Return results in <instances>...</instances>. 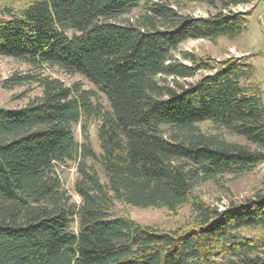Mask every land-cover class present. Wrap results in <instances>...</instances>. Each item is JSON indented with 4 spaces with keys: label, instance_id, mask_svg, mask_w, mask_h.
Listing matches in <instances>:
<instances>
[{
    "label": "trees",
    "instance_id": "obj_1",
    "mask_svg": "<svg viewBox=\"0 0 264 264\" xmlns=\"http://www.w3.org/2000/svg\"><path fill=\"white\" fill-rule=\"evenodd\" d=\"M20 1L0 8V57L30 72L3 88L35 85L41 94L0 108V264H264V180L223 210L193 193L264 164L254 67L246 57L175 55L189 40L238 39L249 14L232 9L253 0H209L218 11L205 18L180 14L179 0ZM140 6L133 23H117ZM50 69L94 90L44 75ZM205 123L242 142L202 133ZM70 162L79 203L57 173ZM116 202L171 213L189 204L193 216L163 231L112 216Z\"/></svg>",
    "mask_w": 264,
    "mask_h": 264
},
{
    "label": "rangeland",
    "instance_id": "obj_2",
    "mask_svg": "<svg viewBox=\"0 0 264 264\" xmlns=\"http://www.w3.org/2000/svg\"><path fill=\"white\" fill-rule=\"evenodd\" d=\"M24 1L20 0H0V8L8 6L18 8ZM174 8L182 15L191 17H209L218 11L209 0H179L174 4ZM142 12V6L132 14L121 17L117 23H133L135 18ZM232 12H247L248 29L236 40L220 38L214 42L207 40H189L183 43L177 53L191 52L200 57H209L220 61L230 57H246L254 67V75L251 83L261 92L264 103V0H253L250 5L232 9ZM30 69L27 65L9 58L0 57V108L18 109L27 105L34 98L39 97L41 92L35 86L14 88L5 90L3 83L13 74H26ZM44 75L60 80L64 85L71 86L80 83L85 89L94 88L80 76H67L57 69L45 70ZM199 77V76H198ZM198 79V78H196ZM194 81V80H191ZM103 101V98H101ZM97 121L89 123V139L92 150L99 153L97 141ZM199 129L205 134H219L229 142L240 143L242 140L230 137L222 131L213 129L209 124L199 125ZM165 130V129H163ZM75 138L78 144L82 143L80 126L74 128ZM89 165H93L102 179L99 167L90 160ZM63 188L71 196L72 200L79 203V198L74 193V183L77 178V162L67 163L57 170ZM264 180V164L259 165L253 172L242 176H224L216 182H208L199 185L194 190V196L202 202L219 210L226 208L231 202H241L256 193ZM112 216H127L142 226L155 227L163 231H173L183 229L188 226L193 212L189 204H185L171 213L165 209H136L130 206L115 203L112 208Z\"/></svg>",
    "mask_w": 264,
    "mask_h": 264
}]
</instances>
